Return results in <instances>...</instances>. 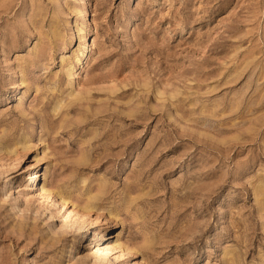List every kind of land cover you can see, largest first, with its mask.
I'll use <instances>...</instances> for the list:
<instances>
[{"label":"rangeland","instance_id":"rangeland-1","mask_svg":"<svg viewBox=\"0 0 264 264\" xmlns=\"http://www.w3.org/2000/svg\"><path fill=\"white\" fill-rule=\"evenodd\" d=\"M0 264H264V0H0Z\"/></svg>","mask_w":264,"mask_h":264},{"label":"bare ground","instance_id":"bare-ground-1","mask_svg":"<svg viewBox=\"0 0 264 264\" xmlns=\"http://www.w3.org/2000/svg\"><path fill=\"white\" fill-rule=\"evenodd\" d=\"M70 75V74H69ZM38 178H40V176L37 175V173L33 172L29 175H27L24 179L26 185L25 188H23V191H25L26 193H24L25 196H29L30 192L34 189L33 187L37 188L36 191L38 192L35 196V198L39 199V200H43L46 203L48 202H53L54 205H59L60 201L58 199H56L55 196H53V193L51 194V192L48 190L47 188V183H45L46 181H44L41 185L36 184V180H38ZM31 197V195H30ZM25 199V198H24ZM62 201V200H61ZM29 202V201H28ZM27 202V203H28ZM65 201H63L64 203ZM43 203V202H42ZM42 203H38V204H42ZM48 205V204H46ZM49 207H51L50 205H48ZM53 207V205H52ZM41 205L39 207L38 210H40ZM45 208V207H44ZM37 210V209H36ZM37 210V211H38ZM48 210V209H47ZM49 211V210H48ZM51 215V214H50Z\"/></svg>","mask_w":264,"mask_h":264}]
</instances>
